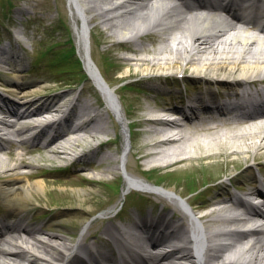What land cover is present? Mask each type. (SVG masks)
Returning a JSON list of instances; mask_svg holds the SVG:
<instances>
[{
    "label": "bare ground",
    "instance_id": "1",
    "mask_svg": "<svg viewBox=\"0 0 264 264\" xmlns=\"http://www.w3.org/2000/svg\"><path fill=\"white\" fill-rule=\"evenodd\" d=\"M68 3L80 53L87 71L100 86L104 99L91 88L88 92L93 99H85V93L80 91L78 94L73 87L53 95L26 96L19 102L0 98L12 106L11 110L0 107L4 115L0 117V136L9 143L14 142L12 136L19 139L31 136L28 141L20 140L19 151L16 152L18 158L14 163H8L0 145V176H4L0 181V197L11 204L10 215L21 219L20 201L45 188V180L38 177L37 171L30 170L34 165L24 156V143L31 142L38 151L49 153V159L54 160V164L86 158L85 174H78V179L83 183H106V175L116 173L120 168L119 160L126 158L127 142L122 147V157L118 155L120 149L110 154L104 152V147H109L108 141L99 146L92 142L109 131V110L119 121L124 134L127 128L129 132L132 127L137 128L134 135L139 142L134 155L139 162L138 168L143 172L149 170L158 173L161 168L176 163H191L213 157L228 159L233 155H242L245 161L252 155L250 159L254 161L264 158V115L252 117L233 128L217 127L222 122L208 123L203 127L202 123H198L201 132L196 133L192 119L175 120L170 117L179 112V108L160 103L147 107L143 117L136 110H130L137 119L126 124L124 116L128 118L129 115L123 114L113 90L102 82V78L107 81L106 77L93 66L88 56L89 24L86 14L92 12L93 17L99 18L115 35L129 39L148 36L159 41L152 49L142 45L128 47L133 55L124 60L134 62L135 71L142 74H178L188 66V72L198 76L199 81V77L207 76L213 79L241 77L249 82L251 78L256 79L254 76L257 74L264 73V39L230 22L224 14H206L202 9L186 14L170 0H68ZM153 28H158V31H152ZM5 53L0 48V63L14 57L5 56ZM181 61H184L182 65ZM127 76L131 74L122 77ZM223 85L228 86L226 83ZM6 86L10 92L20 90L22 94L40 87L37 81L20 84L16 79H7ZM213 92L212 89H200L198 94L193 95V100L198 102L199 107L203 95H213ZM69 103L74 109L69 116L63 115ZM222 107L223 104L220 105ZM18 109L22 110L19 115L14 111ZM148 114L155 116L148 117ZM59 115H63L61 119L67 123L68 129L49 137L45 130L50 127L55 130L53 127L60 119L53 118ZM7 116L14 119L8 122ZM188 123L194 129L186 128ZM144 133L148 136L140 139ZM80 146L85 149L79 150ZM124 167L128 170L127 163ZM92 171L94 173L89 174ZM228 181L234 185L243 179L234 181L230 177ZM223 184L218 187H224ZM132 188L144 190L143 195L155 200L162 201L165 197L169 212L152 211L150 205H147L151 209L146 211L147 215L138 216L132 211L134 219L125 223L119 221L118 224L109 222L102 231L103 239L97 238L92 243L85 241L88 220L82 223L77 240L55 233L43 238L39 226L14 221L0 229V264H88L80 253L86 255L91 264H98L101 259L108 264L115 250L128 257L134 246L141 248V252L149 258V264L264 263V217L257 218V212H238L240 204L234 200L227 186L215 196L192 205L188 203L190 207L174 197L173 189H155L141 179L124 175L123 196ZM151 202L154 203L153 200ZM111 213L109 210L103 215L110 217ZM111 217L115 219V213ZM247 223H251L250 227L256 226V229H237ZM146 234L154 239L150 241ZM222 239H229V242L223 244ZM103 240L107 245H114V251L102 249L103 245L98 246Z\"/></svg>",
    "mask_w": 264,
    "mask_h": 264
},
{
    "label": "rangeland",
    "instance_id": "2",
    "mask_svg": "<svg viewBox=\"0 0 264 264\" xmlns=\"http://www.w3.org/2000/svg\"><path fill=\"white\" fill-rule=\"evenodd\" d=\"M71 14L68 0H0V46L10 41L14 51L23 54L26 58V66L33 62V69L24 78H17L16 73H12L6 65L0 66V82L8 78H17L19 81L38 80L41 83L40 89H36L34 92L36 95L44 93L43 89L60 91L73 87L76 91H83L85 99H93L88 89L91 88L95 91V88L91 80L85 76L86 68L77 43ZM86 15L89 24L88 56L93 66L106 77V82L113 90L115 99L122 106L123 114L129 115L128 118L124 116V122L128 124L137 119L133 113L131 115L130 110H136L143 117V111L147 107H154L157 103L163 102L159 97L165 93L163 89L165 84L162 78L152 81L147 78L150 74L135 71L134 62L124 60L125 57L133 55L125 48L142 45L152 49L158 45L159 41L152 40L148 36H135L133 39H129L122 35H115L101 23L99 18L93 17L92 12H88ZM143 55L147 54L143 53ZM183 62L181 61L180 64L182 65ZM185 69L188 71V66ZM26 71L24 70L23 73ZM127 73H130L131 76L122 77ZM260 74L256 76H261ZM154 87L157 89H152ZM1 88L0 86V92H3ZM168 89L174 92L182 88L178 84H174L170 85ZM167 100L169 101L170 98ZM108 112L110 116L109 131L99 136L103 138L113 136L116 141L113 145L104 147V152L110 154L120 149L118 155L122 157V147L127 142L126 158L119 160L120 168L115 174L106 175L109 183H83L78 178L70 177L69 174H47L44 190L37 191L26 199L27 205H34L36 209L38 208L29 223L41 228L40 235L43 238H46L49 233H55L77 240L82 223L88 220L85 241L92 243L97 238L103 239L102 231L109 222L115 221L118 224L119 221L125 223L134 219L132 211L138 205L137 202L132 200L129 195L123 196L120 189L117 190V188H122L123 172L141 179L151 186H156L157 189H173L174 197L185 204L192 202L196 196H202L205 199V197L215 196L218 191H222L225 186L214 187L218 179L225 180L226 177L233 174L244 177L250 173V169L246 168V163L254 155L249 156L247 161L242 155H233L228 159L213 157L195 160L191 163H180L172 171L158 173L151 171L147 175L138 168L139 162L135 160L134 152L139 142L134 135L137 128L132 127L130 132L127 128V133L124 134L114 115L110 111ZM147 127L143 126V128ZM147 136L148 134L144 133L140 139ZM78 148L82 149L81 146ZM256 156L258 157L257 154ZM31 157L30 161L36 166L33 170H39L41 173L66 166V163L59 165L57 162L55 165V161L49 159V153H35ZM7 161L14 163L17 159L15 156H7ZM126 163L128 170L124 167ZM1 170L2 166H0ZM93 173L92 171L89 174ZM3 178L4 176H0V181ZM139 197H143L142 201H145L144 204L140 201V212H136L139 216L147 215L146 211L151 209L152 211L169 212L165 205L168 199L165 197L162 201L145 195ZM151 200L154 203H151ZM146 202L151 209H148ZM109 210L112 213L119 210L115 218L119 220L113 219L112 213L111 218L103 215ZM170 214L172 215V213ZM174 218L179 219L177 216ZM99 245H103L102 249H106L108 246L105 240L101 241ZM109 246L112 245L109 244Z\"/></svg>",
    "mask_w": 264,
    "mask_h": 264
}]
</instances>
